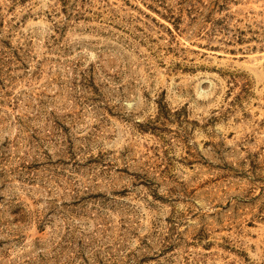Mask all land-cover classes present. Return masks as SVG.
<instances>
[{
	"label": "rangeland",
	"instance_id": "1",
	"mask_svg": "<svg viewBox=\"0 0 264 264\" xmlns=\"http://www.w3.org/2000/svg\"><path fill=\"white\" fill-rule=\"evenodd\" d=\"M0 264H264V0H0Z\"/></svg>",
	"mask_w": 264,
	"mask_h": 264
}]
</instances>
